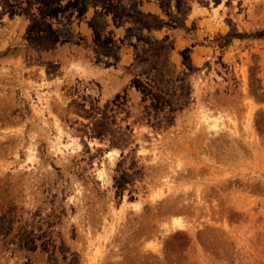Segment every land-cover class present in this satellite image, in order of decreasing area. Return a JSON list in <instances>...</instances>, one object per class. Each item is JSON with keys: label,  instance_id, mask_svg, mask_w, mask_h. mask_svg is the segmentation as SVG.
Masks as SVG:
<instances>
[{"label": "rangeland", "instance_id": "rangeland-1", "mask_svg": "<svg viewBox=\"0 0 264 264\" xmlns=\"http://www.w3.org/2000/svg\"><path fill=\"white\" fill-rule=\"evenodd\" d=\"M0 264H264V0H0Z\"/></svg>", "mask_w": 264, "mask_h": 264}, {"label": "bare ground", "instance_id": "bare-ground-1", "mask_svg": "<svg viewBox=\"0 0 264 264\" xmlns=\"http://www.w3.org/2000/svg\"><path fill=\"white\" fill-rule=\"evenodd\" d=\"M43 109V108H42ZM50 109V108H49ZM44 110V109H43ZM43 110H42V112H43ZM39 111V110H38ZM37 111V112H38ZM38 117H41V115H43L42 113H40V111L36 114ZM204 116V122H205V124L207 123L208 125H207V128H209V129H211V130H213L215 133H219L220 131H221V129L220 128H218V125H217V120L215 121H211L210 120V118L208 117V116H205V115H203ZM42 118V117H41ZM56 127H57V132L58 133H60L59 135H60V137H57L56 139H62V137H63V133H62V130H61V128H60V124L58 123V122H56ZM68 143V142H67ZM71 143V142H70ZM58 145H60L61 146V144H62V141H60V142H58L57 143ZM64 145V144H63ZM66 146V145H65ZM69 146H70V144H69ZM68 146V147H69ZM74 146H75V144H74ZM73 146V147H74ZM77 146V145H76ZM67 147V148H68ZM66 148V149H67ZM69 149L71 150V149H73V148H70L69 147ZM61 150V149H60ZM60 150H58V152L60 151ZM31 151V150H30ZM32 151H34V150H32ZM29 155H31V154H29ZM32 156V155H31ZM31 156L29 157V158H31ZM33 157V156H32ZM109 159H110V164H112L113 163V159H112V156L111 155H109ZM156 161V160H155ZM112 166V165H111ZM179 166H180V163H179ZM183 166V165H182ZM100 167H102L101 169H97L98 171H97V173L99 174V177H100V179H101V182H102V180L104 181H106V178H105V165H104V167L101 165ZM177 170V169H176ZM174 172V171H173ZM98 174H97V176H98ZM99 177H97V178H99ZM167 180V179H166ZM165 180V181H166ZM162 181H164L163 179H162ZM162 181L160 182V183H162ZM169 181V180H168ZM104 183V182H103ZM167 183H169V182H167ZM105 185V184H104ZM167 185V184H166ZM78 186V185H77ZM80 187V186H79ZM161 187V186H160ZM170 188V187H169ZM79 189V188H78ZM162 189V188H161ZM152 191H154V190H152ZM79 193H81L80 191H79ZM77 195V194H76ZM79 195V194H78ZM163 195V193H162V191H158V189H156L154 192H153V194H151V198H152V202L153 201H155V200H157V198L159 197V196H162ZM126 198V197H125ZM124 198V203H123V206H121V208L119 209V210H115V212L113 213V218H114V220H113V222L111 223V229H112V227H115V223L116 222H119V221H121V219H124L123 218V215H125L124 214V212H125V210L127 209V206H129L130 205V203H128V202H126V199ZM165 198V197H164ZM76 199H77V197H76ZM78 200V199H77ZM167 200V199H166ZM76 201V200H75ZM139 202V201H138ZM137 201L135 202V203H133L132 205H133V209H135V211L136 210H139L138 208L139 207H142L141 205H140V203H138ZM141 210V209H140ZM134 213V212H133ZM179 214V213H178ZM135 215V214H134ZM106 222V221H105ZM107 225V224H106ZM105 225V226H106ZM173 227L175 228V229H180V230H183V229H186V225H185V223H183V221H182V219H178V218H176V219H174L173 220ZM110 226V225H109ZM110 229V228H109ZM170 230H171V227H169L168 225L166 226V225H164L162 228H161V232H160V235L162 236V237H166V235H168L169 234V232H170ZM105 231V230H104ZM110 231V230H109ZM107 232V231H106ZM110 235V234H109ZM106 234H105V238H106ZM169 237V236H168ZM109 239V238H108ZM90 240V239H89ZM93 242V241H92ZM93 244V243H92ZM100 245V244H99ZM104 246V245H103ZM149 246H150V244H149ZM153 247H152V249H153V251L155 252V251H157V249H158V245L156 244V245H152ZM96 247V246H95ZM99 247H101V246H98V248ZM103 248V247H102ZM160 249V248H159ZM157 252H161V251H157ZM158 253V254H159ZM92 256V255H91ZM97 256H99V254H94L93 256H92V259L93 260H95L96 261V259H97Z\"/></svg>", "mask_w": 264, "mask_h": 264}]
</instances>
